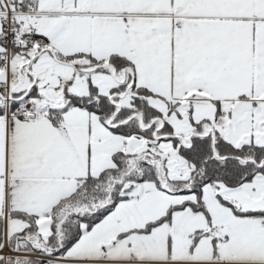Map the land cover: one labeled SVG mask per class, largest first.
<instances>
[{"label":"snow or ice","instance_id":"obj_1","mask_svg":"<svg viewBox=\"0 0 264 264\" xmlns=\"http://www.w3.org/2000/svg\"><path fill=\"white\" fill-rule=\"evenodd\" d=\"M0 264H264V0H0Z\"/></svg>","mask_w":264,"mask_h":264}]
</instances>
